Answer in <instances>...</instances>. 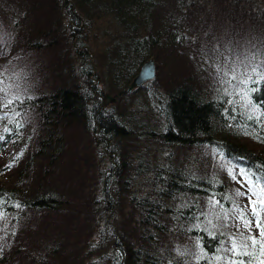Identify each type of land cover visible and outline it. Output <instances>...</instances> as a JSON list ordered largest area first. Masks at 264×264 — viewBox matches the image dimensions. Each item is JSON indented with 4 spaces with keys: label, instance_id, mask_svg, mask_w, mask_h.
I'll use <instances>...</instances> for the list:
<instances>
[{
    "label": "trees",
    "instance_id": "1",
    "mask_svg": "<svg viewBox=\"0 0 264 264\" xmlns=\"http://www.w3.org/2000/svg\"><path fill=\"white\" fill-rule=\"evenodd\" d=\"M208 16L213 26L223 17L231 38L263 54L264 0H0V80L19 69L36 77L33 91L0 96V160L9 154L0 162V264H62L64 256L68 264H221L228 240L212 219L230 210L233 194L225 174L205 168L202 147L264 199V63L249 67L239 94L182 72ZM148 57L179 70L145 82L142 96L127 93ZM94 70L105 75L109 105L91 83ZM88 133L103 145L94 146L105 166L88 188L58 189L51 173L81 163L74 139ZM190 147L198 149L180 152ZM238 214L264 220V208ZM261 243L243 242L228 264L264 261Z\"/></svg>",
    "mask_w": 264,
    "mask_h": 264
},
{
    "label": "rangeland",
    "instance_id": "2",
    "mask_svg": "<svg viewBox=\"0 0 264 264\" xmlns=\"http://www.w3.org/2000/svg\"><path fill=\"white\" fill-rule=\"evenodd\" d=\"M218 22H215L213 26V22L210 16L204 19L205 26L198 28V33L195 36L196 43L190 44V49L193 52L192 65L190 62L187 63V67L181 68L182 72L185 70L195 69L197 71L196 77L200 80L199 82L202 86H208L210 89L216 87L217 89H224L233 87L239 92L242 93V84L248 78L249 67H252V70L256 66H260L264 63V52L262 51H254L251 49L253 45L250 47H246L244 45V38H237L234 40V36L231 38L230 30L222 21H224L223 17L217 19ZM247 34V31H246ZM22 37L21 28L17 31L14 38L17 42L20 43V38ZM5 47V45H4ZM11 53L12 49L4 48L2 54L5 56V53ZM78 57H84V53H87L88 50L86 47L77 48ZM92 66L95 69L94 64V56L91 53ZM7 59L0 58V73L5 71ZM96 61V60H95ZM155 62V76L159 75V81H162L164 77H166L170 70H179L178 63H169L167 61ZM158 63V64H157ZM185 65V64H184ZM180 70V71H181ZM251 71V70H249ZM5 74V73H4ZM91 77L93 78L91 83L96 84L104 93H107L104 90L105 84L103 82V72L99 75L96 74V71L92 73ZM5 75H8L7 73ZM94 75H97L95 78ZM256 76V75H253ZM3 77L0 80V96H11L21 94L25 90L33 91L34 84L33 80L36 78L32 72H29L27 69H19L14 71V76L11 78ZM234 77V78H233ZM11 78V79H10ZM108 79V78H106ZM145 84V82L143 83ZM142 84V85H143ZM142 87V86H141ZM141 87H137L136 90H132V92L137 93V95L142 96L144 91L141 90ZM108 94V93H107ZM100 99L103 100V104L109 105L113 101H105V97L103 95H99ZM240 99L244 97V94L238 96ZM2 98V97H0ZM96 137L93 138V135L88 133L86 136L77 137L74 139L75 146L79 147V155L82 157V161L78 166L72 167L69 164L64 163L58 168L55 169L53 173L50 175V183L61 184L58 185V189H67L68 186L76 189L80 187V185H84V187H89L90 185H94L96 181L97 174L101 173L103 167L105 166L106 158L97 155ZM100 143L99 141H97ZM96 146L104 149L103 145L96 144ZM197 147H190L185 150H181L180 152L183 154H193L197 151ZM203 150H206L208 156V162L205 163V168H207L210 172L215 173L216 175L221 176V174L226 175V180L229 182L230 193L232 195V204L230 206V210H224L221 213L220 217H214L213 222H218L223 225V229L225 230L227 242L224 250V258L221 260V264H228V258L235 254L237 251L241 252L243 242L250 241L249 237H253L252 235H256V226L254 223L250 227H246V222L239 217L238 210L240 212L248 211L252 214V203L251 201H258L263 199L257 193L258 185L254 184L255 190L250 187L239 184L237 180L232 181L231 178L228 177L232 175L233 171L231 168L225 164L222 160H219V155L214 151V149L209 147H202ZM200 150V148H199ZM2 154L0 157L2 158ZM198 156V155H197ZM9 154H5L3 159L0 162L7 160ZM110 158V157H109ZM199 165H203L205 162V157H199ZM22 161V160H21ZM20 161V162H21ZM227 165V166H226ZM12 176H10V179ZM233 182V183H232ZM49 183V184H50ZM86 188V189H87ZM238 188V189H237ZM84 189V190H86ZM246 191V193H242L240 190ZM62 191V190H58ZM257 210V209H256ZM259 213L263 212V208L258 206ZM237 216V217H236ZM262 216V215H261ZM253 220V218H251ZM81 220V219H80ZM231 220H235L237 223H233ZM40 224H47L45 221L39 220ZM255 227V228H254ZM73 238L68 237V240H72ZM64 241V240H62ZM60 240V245L64 244ZM90 254L89 256H91ZM92 255L91 257H93ZM62 264H68V259L66 256L64 258L59 259ZM261 264V262L259 263Z\"/></svg>",
    "mask_w": 264,
    "mask_h": 264
},
{
    "label": "water",
    "instance_id": "3",
    "mask_svg": "<svg viewBox=\"0 0 264 264\" xmlns=\"http://www.w3.org/2000/svg\"><path fill=\"white\" fill-rule=\"evenodd\" d=\"M155 76V62L153 57H148L141 62L136 73L131 77L125 91L130 92L137 87H140L144 82L151 80ZM105 101H113L114 97L105 94Z\"/></svg>",
    "mask_w": 264,
    "mask_h": 264
},
{
    "label": "snow or ice",
    "instance_id": "4",
    "mask_svg": "<svg viewBox=\"0 0 264 264\" xmlns=\"http://www.w3.org/2000/svg\"><path fill=\"white\" fill-rule=\"evenodd\" d=\"M256 69H253V71H255ZM234 78V77H233ZM9 103H11V101H9ZM262 192H264V189L261 190ZM252 203V207H253V215L259 217V213L256 211L257 207H261L264 208V199L257 201H251ZM253 223L256 224V227L260 230L259 235L261 237H264V220H260L259 218L257 219V221H247L246 222V227H250ZM249 239L252 241V243L257 244V243H261L260 240H258L255 236L253 237H249ZM261 250L264 251V243H261ZM261 264H264V261L261 262Z\"/></svg>",
    "mask_w": 264,
    "mask_h": 264
},
{
    "label": "bare ground",
    "instance_id": "5",
    "mask_svg": "<svg viewBox=\"0 0 264 264\" xmlns=\"http://www.w3.org/2000/svg\"><path fill=\"white\" fill-rule=\"evenodd\" d=\"M127 92V91H126ZM128 93V92H127Z\"/></svg>",
    "mask_w": 264,
    "mask_h": 264
}]
</instances>
